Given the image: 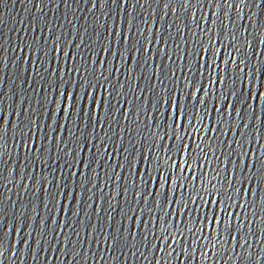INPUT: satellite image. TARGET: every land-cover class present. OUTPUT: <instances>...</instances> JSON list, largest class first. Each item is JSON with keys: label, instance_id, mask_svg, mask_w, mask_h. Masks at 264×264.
Returning <instances> with one entry per match:
<instances>
[{"label": "snow or ice", "instance_id": "1", "mask_svg": "<svg viewBox=\"0 0 264 264\" xmlns=\"http://www.w3.org/2000/svg\"><path fill=\"white\" fill-rule=\"evenodd\" d=\"M27 3L40 13L30 17L31 23L21 21L25 25L22 31L30 35L12 42L13 57L4 55L9 52L8 41L0 43V85L5 83L8 65L17 69L16 79L23 77L27 85L20 91L13 83L10 92L0 91V180L10 181L32 198L25 202L22 197L5 198L0 193V264H23L20 250L16 259L17 245L35 262L37 252L59 253L62 249L57 244L65 243L73 248L93 245L109 254L98 257L97 251H91L96 264H121L129 254L145 264H162L164 257L173 255L180 258L179 264H188L183 257L190 249L207 257L216 256V248L229 259L234 255L240 260L247 254L248 264H253L252 257L256 264H264V246L258 252L249 251L252 243L248 239L259 240L264 233L258 235L256 221L249 219L246 211H239L251 208L252 201L246 205L237 200L243 196L264 200V52L257 51L264 46V21L253 20L257 12L252 10L264 11V0ZM53 3L66 9L63 19L57 16L59 23L44 12ZM153 3H162L168 9L163 15L176 14L177 19L181 10L187 14L195 8L191 18L198 31L192 32L193 37L212 33L211 37L207 43L196 40L192 51L187 35L168 24V36L174 30L185 41L184 47L175 43L183 55L174 56L169 52L172 43L154 27L163 15L152 8ZM73 5H83L82 11L87 6L92 24L78 25L69 19H86L75 16ZM57 8H52L53 15ZM213 8L215 11L204 16L197 14ZM114 15L115 23H108ZM238 19L245 23L238 25ZM211 25L217 26L216 32ZM241 27L251 39L238 43ZM73 48L79 51L70 50ZM225 48L235 55L226 53ZM160 56L173 65L182 60L186 65L183 73L157 65ZM253 57L258 58L259 66L252 64ZM23 65H27V76H23ZM133 66L152 69L155 76V83L141 88L140 93ZM116 73L122 79L115 78ZM145 92L151 95H143ZM118 97L123 98L122 104ZM141 101L156 111L167 106V111L161 112L163 125L155 116H143L144 134L137 146L125 127L132 122V113L126 109L136 110L139 124ZM9 111L20 118L19 127L8 118ZM17 131L19 136L12 137L14 146L28 154L20 164L8 145L9 132ZM49 153L54 172L48 167ZM41 158L42 164L35 169L39 178L29 171L24 173L29 182L17 184L11 165L19 170L27 166L24 161L34 164ZM212 160L223 167L211 166ZM3 186L12 191L8 183ZM5 199L17 210L10 219L5 218L9 210ZM127 221L132 222L131 229ZM10 234L18 238L16 243L8 241ZM153 249L157 254L149 259ZM89 251L81 247L73 264H79V258Z\"/></svg>", "mask_w": 264, "mask_h": 264}]
</instances>
